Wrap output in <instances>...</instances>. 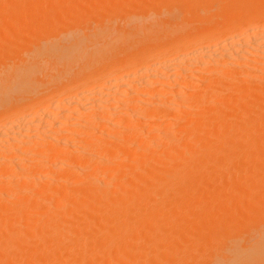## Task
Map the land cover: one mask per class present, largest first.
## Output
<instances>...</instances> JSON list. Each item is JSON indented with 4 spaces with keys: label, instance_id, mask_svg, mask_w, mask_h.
I'll return each mask as SVG.
<instances>
[{
    "label": "bare ground",
    "instance_id": "6f19581e",
    "mask_svg": "<svg viewBox=\"0 0 264 264\" xmlns=\"http://www.w3.org/2000/svg\"><path fill=\"white\" fill-rule=\"evenodd\" d=\"M79 1L0 0V264L264 262V0Z\"/></svg>",
    "mask_w": 264,
    "mask_h": 264
},
{
    "label": "rangeland",
    "instance_id": "374dc122",
    "mask_svg": "<svg viewBox=\"0 0 264 264\" xmlns=\"http://www.w3.org/2000/svg\"><path fill=\"white\" fill-rule=\"evenodd\" d=\"M74 1H76V0H74ZM78 1H79V0H78ZM80 1L85 2L84 4H86V5H87V3H88L87 0H80ZM80 1H79V2H80ZM88 1H89V0H88ZM108 1H109V3H110V2H112V3H115V2H116V0H112V1H111V0H108ZM126 1H127V3H128V4L126 5V8H127V10H130L129 12L127 11V12L125 13V15H123V13L118 15L117 12H121V11H119L118 9L114 11V12L117 11V12H116L117 15L114 13V14L116 15V18L118 19V16L120 17L118 20L116 19V22L114 23L116 27H119L120 25H121V26L126 25V22L128 23V21H131V20H132V19H131V18H132V15L135 13V12L132 13V11H133V9L135 8V7H134V4H135V2H136L137 0H136V1H135V0H126ZM81 4H82V3H81ZM132 4H133V5H132ZM157 5H158V6H157ZM157 5H156L157 7H156V6H155V7H156L157 9H160V8H161V7H160L161 5H159V4H157ZM84 6H85V5H84ZM133 7H134V8H133ZM161 9H163V8H161ZM74 11H75V10H74ZM146 11H147V10H146ZM146 11H145V12H146ZM84 12H85V14H84L83 12H81V13H83V15H84L83 18L86 19V17H88L87 21H85V22L87 23L88 20H89V22H88V24H87V27H86V30H87V31H90V30H91L92 32H94L96 29H98L99 21H100V19H102V18H99V17H101L102 15H100V14H99L100 11H97V10H95V11L93 10L92 12H91V10H90V11L87 10V11H84ZM145 12H144V13H145ZM149 12H150V11H148V13H149ZM202 12H204V14H205V11H202ZM202 12L199 13V15H202V14H203ZM75 13H76V12H75ZM75 13H74V15H75ZM100 13H101V12H100ZM146 13H147V12H146ZM146 13L143 14V15H141V17H143V18L141 19V20H142V23H144V21H145L144 18H145V17L148 18L147 16H144V15H146ZM93 14H94V15H93ZM101 14H102V13H101ZM182 14H183V12H182ZM204 14H203V15H204ZM91 15H92L93 18H91ZM126 15H127V16H126ZM147 15H149V14H147ZM183 15H184V14H183ZM122 16H123V17H122ZM124 17H126V18H124ZM84 19H83V20H84ZM92 19H93V20H92ZM126 19H127L128 21H127ZM1 20H2V22L9 21V20H7L6 18H5V19H0V21H1ZM90 21H92V22H90ZM93 21H94V22H93ZM119 21H120V22H119ZM123 21H124V22H123ZM2 22H1V23H2ZM121 23H122L123 25H122ZM140 23H141V22H140ZM167 54H168L167 51H163V53H162V55H164V56L167 55ZM230 104H232V103H229V105H230ZM232 105H234V103H233ZM232 105H230V107H227L228 112L231 110V106H232ZM187 107H188V105H187ZM229 108H230V110H229ZM175 126H176V125H175ZM175 126L172 125V126H171L172 129L166 126L167 128L170 129V131H168V132H173V131H176V130L179 129V128H178L179 126H178V127L176 126V128H174V129H175V130H174L173 127H175ZM164 127H165V126H164ZM160 128H161V127H160ZM167 128H166V129H167ZM162 129H163V128H161V130H162ZM166 129H165V128L163 129L164 132H165V131L167 132ZM170 143H171V141H170ZM177 145H178V144H177ZM179 146L182 147L181 145H178L179 150H180V151L183 150V148H180ZM175 148L178 149L176 145H175ZM164 152H165V151H164ZM164 152H163L164 155L161 153L162 155H159V156H158V157L161 158V161L164 160V159L166 160V159H167L166 157H169V158L171 159V157L173 158L174 156H178V150H177V151H169V150H168V153L170 152L169 155L171 154V155H170L171 157L168 155L167 151H166L165 153H164ZM172 152H174V153H173L174 156H173ZM165 154H166V155H165ZM167 155H168V156H167ZM161 156H162V157H161ZM121 158H122V157H121ZM121 158H118V159H121ZM156 158H157V157H156ZM162 158H163V159H162ZM159 160H160V159H159ZM159 160H158V158H157V161H158L157 164L160 163ZM162 162H163V161H162ZM154 163H156V162H154ZM157 164H156V165H157ZM161 164H162V163H160L159 165L161 166ZM159 165H157V166H159ZM162 165H163V167H164L165 164H162ZM161 167H162V166H161ZM168 167L171 168V166H168ZM168 167L166 166L165 169H168ZM125 170H126V173H125L126 176L128 175L127 172H129V174H130V172H131L130 169H128L129 171H128L127 169H124V172H125ZM124 172H120V173H118V174H120V175H118V176H119V177L124 176V175H122ZM101 175H102V173H101ZM104 175H105V173H104ZM104 175H102V176H103L102 179L100 178L101 180H103V182L107 179V177H106V179H104ZM106 175H108V173H107ZM121 175H122V176H121ZM227 176H228V175H227ZM225 177H226V176H225ZM228 177H229V176H228ZM228 177H227V178H228ZM109 178H110V177H109ZM109 178H108V179H109ZM213 178H214V177H213ZM230 178H231V177H229L227 181H229ZM101 180H100V182H101ZM223 180H225V179H223ZM225 181H226V180H225ZM17 188H20V187L18 186ZM211 189H215V191H216V189H218V188H211ZM215 191L212 190L211 192H215ZM218 191H220V189H219ZM221 191H222V190H221ZM221 191H220V193H222ZM209 192H210V191H209ZM217 193H219V192H217ZM209 194H210V193H209ZM11 195H13V194L11 193ZM213 195H215V194H213ZM217 195H218V194H217ZM8 196H10V195L8 194L7 197H5V198L7 199ZM12 197H13V196H12ZM10 198H11V197H10ZM11 199H13V198H11ZM246 222H248V221L243 222V224H244V225H247V226H251V224H250L249 222H248L249 224L246 223ZM251 223H252V222H251ZM252 226H253V225H252ZM254 234H255V235H254ZM254 234H253L252 236L249 235L250 237L248 236L249 241H250L251 243H255V242H257L258 240H256V239H257V238H260V236H261L259 233H254ZM258 234H259V235H258ZM256 237H257V238H256ZM245 238H247V237H245ZM243 241H245V240L243 239ZM139 254H142V255H141L142 258H140V259H137V257L134 258L135 256H138ZM160 254H161V253H152V252H148V253H140V252H135V255H134V252H132V253L129 255V256L133 257L132 262H131L130 258H128L129 261H127V258H126V261H127V263H131V264H132V263H133V264H145V261H147V260L144 259L143 257H145V258H147V259L154 260V259L151 258V257H155V256L157 255L158 258H156V257H155V258H156V260H157V259H158V260L155 261V264H158V263H159V264H160V263H162V264H164V263H165V264H168L167 262H165V260H167L170 264H174L175 261H176V263L178 262L179 257H177L178 259H177V258L174 259V257H175L174 254H170V253L168 254L167 258H164V259H163V260H164V262H163V260L160 259L162 254H161V255H160ZM170 255H172V256H170ZM173 256H174V257H173ZM126 257H127V256H126ZM148 257H149V258H148ZM172 258H173L174 260H173ZM139 260H140V261H139ZM161 260H162V262H160ZM158 261H159V262H158ZM209 263H210V262H208L207 264H209ZM262 263H264V262H262ZM262 263L259 262V263H257V264H262ZM210 264H211V263H210Z\"/></svg>",
    "mask_w": 264,
    "mask_h": 264
}]
</instances>
